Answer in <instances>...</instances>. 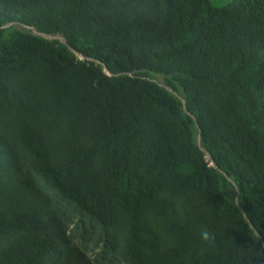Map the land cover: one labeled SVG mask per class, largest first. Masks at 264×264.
<instances>
[{"label": "trees", "instance_id": "obj_1", "mask_svg": "<svg viewBox=\"0 0 264 264\" xmlns=\"http://www.w3.org/2000/svg\"><path fill=\"white\" fill-rule=\"evenodd\" d=\"M110 1L0 0V264H46L77 209L104 248L76 264H243L264 236V0Z\"/></svg>", "mask_w": 264, "mask_h": 264}, {"label": "clouds", "instance_id": "obj_2", "mask_svg": "<svg viewBox=\"0 0 264 264\" xmlns=\"http://www.w3.org/2000/svg\"><path fill=\"white\" fill-rule=\"evenodd\" d=\"M229 4L222 6V7H215V6H213L211 0L209 3V5L215 10L225 9L226 6H228ZM155 6H156L155 0H144L143 1V8L150 10L154 14H155ZM114 7H117V5L113 1L108 0V8H114ZM15 26L17 27V25H15ZM17 28H19L20 30H24V31H32L34 36L43 37V36L37 34L36 31L32 28H27L25 26H19ZM56 38H58L60 41H63V43H65L64 42L65 40L63 38H61V37H56ZM48 39H50V37H48ZM190 44L193 47L199 48L198 44L195 41H193L192 39H190ZM71 50L74 52L76 57L81 61L92 60V59H88L87 57H85L79 51H76L72 48H71ZM105 72L108 76H111V74L107 70H105ZM130 75L132 76V74H130ZM157 75H159V74H157ZM160 76H162V75H160ZM155 81L157 83H159L156 79H155ZM159 84L161 86H165L171 93H173L179 97L182 104H185V99L182 96H180L179 94H177L175 91H173L172 89L168 88L165 85V81H164V84H161V83H159ZM229 98L236 100V102L238 103V107H239V113L241 114L245 110V108L239 106L240 97H229ZM186 113L188 114V112H186ZM195 126L198 130V133H199V139H200L199 143L201 146L202 145L201 142H202L203 129H202L201 125L199 123H197L196 120H195ZM201 148L203 149V147H201ZM203 150L206 153L205 160L208 163L209 168L215 169L219 173H221L222 171L216 166V164H215L216 161L214 160L213 156L210 155V153L205 148ZM224 176L227 180H230V178H228L225 174H224ZM231 183L234 185L235 188L237 187L236 184L233 183L232 181H231ZM46 186H48V185H44V187H46ZM89 223H90L89 220L84 219L83 216L81 215L80 211L77 209L76 216L69 222V224L67 226L66 235L68 236V238H66L65 240H60V241L54 242L47 248V251L45 254L46 264H76L74 259H68V256H74L73 255V249H77L81 252H84L88 256H95L96 254H100L104 248V241L103 240L97 239L96 241H86V242L81 243V236L80 235L82 234V229H85V228L92 229V227L90 226ZM92 230H95L97 232V234L103 233V229H101V227H99V226H96ZM253 230L255 232V237L252 241L251 248L246 253L243 264H264V236L258 230L257 231L255 229H253ZM3 235L6 236V239H4L2 242H0V244H3L0 246V249H2V250L11 242L13 232H12V230L5 231V232H3ZM23 237H24V235L19 236V239H21ZM202 238L204 240L209 239V235L206 231L202 233ZM120 264H124V263H120Z\"/></svg>", "mask_w": 264, "mask_h": 264}, {"label": "rangeland", "instance_id": "obj_3", "mask_svg": "<svg viewBox=\"0 0 264 264\" xmlns=\"http://www.w3.org/2000/svg\"><path fill=\"white\" fill-rule=\"evenodd\" d=\"M213 6L215 7H222L225 6L227 4H229L231 2V0H211ZM156 80L161 83L164 84V78L160 75L156 76Z\"/></svg>", "mask_w": 264, "mask_h": 264}]
</instances>
